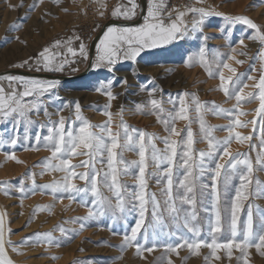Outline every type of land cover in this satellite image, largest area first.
<instances>
[{"label": "snow or ice", "instance_id": "6c2138e0", "mask_svg": "<svg viewBox=\"0 0 264 264\" xmlns=\"http://www.w3.org/2000/svg\"><path fill=\"white\" fill-rule=\"evenodd\" d=\"M38 2L39 0H34L30 7L35 8ZM97 2L99 3V0ZM100 7L105 6L100 4ZM174 11L176 15L173 19L166 0H147L146 14L143 13V5L138 0L117 3L111 11V16L115 20L130 21L142 15L143 23L137 26L107 25L96 45L97 54L91 66L94 69L104 67L111 72L119 61H135L145 49L161 48L178 37L184 38L186 35L202 32L206 18L224 15L195 6ZM98 14L104 16L105 13L99 11ZM189 14L192 16L190 24L185 20ZM224 19L229 23H239L254 29L255 35L249 38L264 45V30L248 17L224 16ZM75 39L80 41L81 38L76 36ZM238 43L244 45V40L240 39ZM71 44L70 38L66 42L55 41L53 45L57 49L55 52L50 53L48 47L43 48L35 60V70L63 71L69 60L65 53L60 51L62 47H65L67 54L71 56L79 54L86 60L89 58L83 42H80L78 51ZM231 51L235 53L236 49L232 48ZM224 55L217 53L209 60L205 55V48L201 47L198 57H190L185 63L191 67L198 62L210 78H218L219 84L214 90L221 92L226 101H235L230 109L215 102L209 105L208 102L200 101L194 93L188 92L178 93L175 97L169 94L167 103L171 104V108L165 109L166 101L163 99L162 89L159 90L160 97L157 98L156 87L142 88L147 91V99L136 103L134 111L142 115H155L157 122L163 126L166 133L164 136L129 126L123 119V108L116 114L120 117L118 123L113 125V113L109 109L116 95L111 91L113 87L111 81L101 84L96 89L107 97L108 103L102 112L107 119L101 124H95L82 114L78 102L74 107V120L59 115L61 108H57L56 111L58 119L50 120L51 114L47 111L43 97L46 94L51 95V90L57 82L15 75L0 77V81L6 79L9 85L6 90L0 84V120L10 122L16 132V136H0V147L5 144L12 146L18 144L21 124L25 127V139H28L29 126L36 123L31 116L43 112L44 116L49 117V121L40 127H46L47 134L36 132V143L31 146V150L38 151L43 147L50 155L34 166L41 168L39 175L46 172L62 174L59 179H53L44 185L36 184V173L26 174L32 181L31 186L26 187L21 179L16 192L23 196L28 193L34 194L39 189L42 192H50L54 201L62 198L57 196L58 193H66L69 200L78 197V202L88 208L87 214L65 223H79V230L87 226L85 221L105 215H110V219L115 222L124 221L125 231L122 233L113 231L114 235L122 236L120 244L110 245L117 247L121 253L134 247L135 254L139 256L144 251L151 253L154 249L162 247L167 254L177 253V249L186 247L190 253L198 255L201 248H207L211 257L219 260L217 250H224L231 258L235 249L240 253L236 257L237 261L243 260L244 264H248L249 248L254 247L264 255V210L249 203L247 219L243 228H238L240 219L238 213L243 207L242 201H247L252 195L249 186L253 183V173L264 171V132L261 135V149L254 161L246 153L230 151L233 139L241 144L252 139L250 135H242L236 129L247 127L248 123L254 126L257 123L255 117L252 121L240 119V116L247 115L240 111L243 102H251L253 99L259 102L255 112L260 117V122L264 124V47H261L258 53L260 69L254 67L251 69L254 72L258 71V77L246 76L247 80L253 81L251 85L244 82L245 73H237L236 69L227 63V60L235 61L237 64H243L244 61L237 60L235 55ZM58 57L64 59L58 60ZM27 64L28 61H24L19 66ZM224 69L231 75L226 77ZM249 87L252 91L245 92ZM27 97L32 99L26 100ZM193 111L195 117L192 116ZM209 112L227 119L228 124L224 126L207 124L205 114ZM177 121H186V127L178 130L175 126ZM193 122L199 125V141L196 140L191 128ZM218 128L227 132L222 140L213 134ZM185 132L186 136L182 135ZM201 141L206 143V150H197L194 147ZM158 143L163 147H158ZM125 152L134 153L138 159L126 160ZM5 156L6 159L13 161L17 159L14 154L6 153ZM81 156L86 159L80 160L79 163L72 162L74 158ZM77 168H84L85 171L77 172ZM149 168L153 170L149 171ZM129 175L135 180L131 190L120 179ZM205 176L210 178V184L204 182ZM76 179L83 181V186L74 183ZM235 179H238V185L232 183ZM149 180H155L158 192L148 190ZM7 183H0V189L9 195L11 193L3 187ZM101 186L106 188L111 196L104 195ZM89 194L92 197L91 207L87 202ZM256 194L264 196V186L257 188ZM228 200L230 204L227 203ZM52 207L53 205L38 206L33 211L34 213L51 211ZM201 211L205 213L203 217L200 215ZM133 214L135 222L129 224L128 216ZM148 216L151 219H148ZM56 230L61 236L69 239V232L77 234L79 231L66 229L57 224L53 230L35 233L33 234L35 239L25 237L20 243L26 244L31 241L33 245L45 243L60 246L59 238L53 235ZM204 232L206 236L202 235ZM225 232L230 235L221 240V234ZM6 245L12 246V242L5 239V216L0 214V264H13L6 253ZM12 250L17 252L18 248L12 246ZM167 264H172V261L169 259Z\"/></svg>", "mask_w": 264, "mask_h": 264}, {"label": "rangeland", "instance_id": "374dc122", "mask_svg": "<svg viewBox=\"0 0 264 264\" xmlns=\"http://www.w3.org/2000/svg\"><path fill=\"white\" fill-rule=\"evenodd\" d=\"M6 1L12 2L14 0ZM123 2L126 0H99V3L97 0H43L38 2L35 8L30 7L33 4L19 5L12 19L9 15L0 18V72L17 69L33 73L72 76L84 71L88 59H84L79 54L76 56L67 54L65 47H62L60 51L65 53L69 63L65 64L63 71H36L35 60L43 48L48 47L50 53L55 52L57 51L53 47L55 41L66 42L70 38L72 39L71 46L74 49L78 51L80 42H83L88 53V47L93 36L105 22L115 20L111 16V11L117 3ZM166 3L167 8H171L174 17L176 15L174 10H185L186 7L190 6L204 7L224 15L206 18L202 32L192 33L184 38L178 37L172 44L160 50L143 51L135 61H119L111 72L104 67L96 69L92 67L88 75L78 81L56 83L51 90V95L46 94L43 97L47 111L51 114V121L58 119L57 108L62 109L59 115L74 120V107L75 103L78 102L82 114L89 121L95 124L103 123L107 117L102 112L108 100L96 89L108 81H111L113 85L111 91L116 95V99L111 101V108L109 109L113 113V125L118 123L120 117L116 114L123 108V119L129 126L159 136H164L166 133L162 124L157 122L156 116L153 114L142 115L134 111L136 103H141L147 99V91L142 90V88L156 87L158 89L157 98L160 97L159 90L162 89L163 99L166 101L165 109L171 108V104L167 103L169 94L175 97L178 93L183 92L194 93L200 101L208 102L209 105L215 102V104L226 109L232 108L235 101H226L221 92L214 90L219 84L218 78H210L198 62L189 67L186 66L185 61H188L190 57H198L201 47L205 48V55L209 60L217 53L235 55L237 60H243L244 63L237 64L232 60H227V63L235 68L237 73H245L244 82L251 85L253 81L247 80L246 76L258 77V71L254 72L251 69L253 67L260 69L261 63L258 53L264 45L249 38L255 35L254 29L239 23H229L224 19V16H246L261 30H264V0H202V2H197V0H169ZM100 4L105 7H100ZM2 11L9 12V9L3 5ZM99 11H104V16H100ZM185 20L190 24L192 16L187 15ZM76 36L81 38L80 41L75 39ZM240 39L244 40V45L238 43ZM232 48L236 49L235 53L231 51ZM239 53H243V55ZM224 58L226 59V55ZM57 59L62 60L64 57ZM24 61H28V64L19 66ZM73 68L77 70L73 71ZM224 75L227 77L231 73L224 69ZM0 84L6 90L9 88L6 79L0 81ZM248 91H252V89L246 88L245 92ZM25 99L30 100L32 98L27 97ZM258 106L259 102L254 99L251 102L242 103L240 111L247 113V115L240 116V119L252 121L255 117L257 123L255 126L248 123L247 127L237 128L236 130L242 135H250L252 139L243 144L233 139L230 147V151L246 153L253 161L261 149V135L264 132V124L260 122V117L255 112ZM192 116L195 117L194 111ZM31 119L36 123L29 126L28 139H25V127L21 124L18 144L16 146L5 144L0 147V183L8 182L3 187L11 193L6 195L4 190L0 189V214L5 216V239L10 240L12 246L18 248V251L14 252L12 246L6 245V253L13 264H167L169 259L172 264H244L243 260L237 261L236 257L240 253L235 249H233L231 258L227 256L224 250H217L219 260L211 257L210 250L207 248H201L198 255L190 253L186 247L177 249L178 254H166L162 247L154 249L151 253L144 251L139 256L135 254L134 247L121 253L117 247L110 245L120 244L122 236L114 235L113 231L120 233L125 231L124 221L115 222L110 219V215H105L95 220L85 221L87 226L79 230V223H65L87 214L88 208L78 202V197L69 200L66 193H58L57 196L62 198L54 201L50 192H42L39 189L34 194L28 193L22 196L17 193L16 187L19 186L21 179H23L26 187L31 186L32 181L27 178L26 174L36 173L37 185L50 183L62 175L47 172L39 175L41 168L34 166L38 161H42L50 155L43 147L38 151L31 150V146L36 143L35 133L39 131L42 135L47 134L46 127L40 126L46 125L49 117L44 116L41 112L39 115L33 114ZM205 120L207 124L213 126L228 124L227 119L217 117L210 112L205 114ZM186 124V121H177L175 126L181 130L186 127ZM191 128L196 140L199 141L198 123L193 122ZM213 134L217 139L222 140L227 132L218 128ZM5 135L16 136V132L10 122L0 120V136ZM182 135L186 136V132ZM157 146L163 147L159 143ZM194 147L197 150H206V143L201 141L196 143ZM26 148L28 150H25ZM6 153L14 154L17 159L15 161L6 159ZM124 158L129 161L138 159L131 152H125ZM83 159L86 157H76L72 162L79 163ZM152 170L149 168V171ZM76 171L83 172L85 169L77 168ZM120 179L123 184L129 186V190L135 185V180L131 175L122 176ZM203 180L205 183H211L208 176H205ZM252 180L253 183L249 186V192L252 195L247 201H242L243 207L238 213L240 217L239 229L243 228L244 221L247 219V205L249 203L254 206L258 205L260 209L264 210V196L256 194V189L264 186V171H255ZM74 183L78 186L84 184L78 179L74 180ZM232 183L238 185L239 181L235 179ZM148 190L158 192L155 180H149ZM101 191L104 195L111 196V193L103 186H101ZM232 194H234V188ZM91 199V194H89L87 197L89 207H91ZM227 203L230 204V200ZM44 205H53V207L51 211H36L34 213V209ZM200 215L203 217L205 213L201 211ZM147 218L151 219L150 216ZM134 222V214L129 215L128 223L134 224ZM57 224L66 229L79 231L77 234L69 232L70 239L61 236L58 230L54 231L53 235L59 238L60 246L45 243L33 245L31 241L26 244L20 243L25 237L35 239L33 235L35 233L53 230ZM202 235L206 236V232ZM229 235L230 233L227 232L221 234V240L226 239ZM141 243H143L142 238ZM117 257L120 258L117 259ZM205 257L208 259L206 260ZM247 260L248 264H264V255L252 247L248 249Z\"/></svg>", "mask_w": 264, "mask_h": 264}, {"label": "water", "instance_id": "95a60500", "mask_svg": "<svg viewBox=\"0 0 264 264\" xmlns=\"http://www.w3.org/2000/svg\"><path fill=\"white\" fill-rule=\"evenodd\" d=\"M138 2L143 5V13L145 14V12H146V0H138ZM142 21H143V16L140 15L133 21L109 20V21L105 22L90 41V44L88 47V57L89 58H88L86 68L84 69V71H82L76 75L64 76V75L45 74V73H33V72H27V71H22V70H17V69H10V70L0 72V77H7L9 75H15V76H24L27 78L49 81V82H57V83H71L74 81H78V80L84 78L86 75H88V73L91 71V68H92L91 65H92V62L94 59V55H95L94 52H95L96 44L98 43V41L102 37L103 31L105 30V27L107 25L137 26V25L141 24Z\"/></svg>", "mask_w": 264, "mask_h": 264}, {"label": "bare ground", "instance_id": "6f19581e", "mask_svg": "<svg viewBox=\"0 0 264 264\" xmlns=\"http://www.w3.org/2000/svg\"><path fill=\"white\" fill-rule=\"evenodd\" d=\"M41 1H43V0H39V2H41ZM33 3H34V0H14L12 2H8L6 0H0V18L9 15L10 18L12 19L16 14V8L19 7V5L27 6V5H30ZM3 5L7 6V8L9 9V12L8 11L7 12L2 11Z\"/></svg>", "mask_w": 264, "mask_h": 264}, {"label": "crops", "instance_id": "0c3cea01", "mask_svg": "<svg viewBox=\"0 0 264 264\" xmlns=\"http://www.w3.org/2000/svg\"><path fill=\"white\" fill-rule=\"evenodd\" d=\"M168 1H169V0H166V2H168ZM146 2H147V0H146ZM168 10L171 11V8H170V9L168 8ZM146 11H147V7H146ZM145 14H146V12H145ZM172 15H173V14H172ZM174 18H175V17H174V15H173V19H174ZM133 20H134V19H133ZM121 21H123V20H121ZM166 22H167V21H166ZM142 23H143V21H142ZM142 23H141V24H142ZM173 41H174V40H173ZM173 41H172L170 44H172ZM98 43H99V41H98ZM98 43H97V44H98ZM97 44H96V45H97ZM170 44H168V45H164V46L161 47V48H156V49H145L144 51H155V50H160V49H162V48H165V47L169 46ZM77 49H78V48H77ZM94 54H95L94 56L96 57V54H97V49H96V47H95V52H94Z\"/></svg>", "mask_w": 264, "mask_h": 264}]
</instances>
